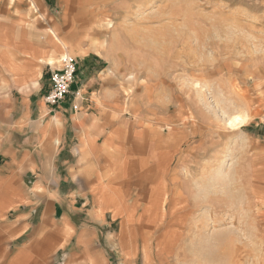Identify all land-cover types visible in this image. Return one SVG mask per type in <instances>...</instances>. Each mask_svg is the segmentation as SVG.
<instances>
[{
  "label": "rangeland",
  "instance_id": "obj_1",
  "mask_svg": "<svg viewBox=\"0 0 264 264\" xmlns=\"http://www.w3.org/2000/svg\"><path fill=\"white\" fill-rule=\"evenodd\" d=\"M47 3L29 5L68 48L55 61L107 56L127 113L161 135L163 169L147 180L163 179V203L137 233L112 229L113 264H264V0ZM246 103L253 121L225 126Z\"/></svg>",
  "mask_w": 264,
  "mask_h": 264
},
{
  "label": "crops",
  "instance_id": "obj_2",
  "mask_svg": "<svg viewBox=\"0 0 264 264\" xmlns=\"http://www.w3.org/2000/svg\"><path fill=\"white\" fill-rule=\"evenodd\" d=\"M27 2L0 0V251L9 264H113L112 229L137 233L163 203V179L147 180L163 169L161 135L127 113L101 53L76 56L70 94L48 105L50 66L68 48Z\"/></svg>",
  "mask_w": 264,
  "mask_h": 264
},
{
  "label": "built area",
  "instance_id": "obj_3",
  "mask_svg": "<svg viewBox=\"0 0 264 264\" xmlns=\"http://www.w3.org/2000/svg\"><path fill=\"white\" fill-rule=\"evenodd\" d=\"M51 68V88L45 96V102L51 106L61 104L71 92V87L75 83L78 71V60L75 57L65 55L60 59L57 67ZM79 92L75 95L78 96ZM76 109V107H75Z\"/></svg>",
  "mask_w": 264,
  "mask_h": 264
},
{
  "label": "bare ground",
  "instance_id": "obj_4",
  "mask_svg": "<svg viewBox=\"0 0 264 264\" xmlns=\"http://www.w3.org/2000/svg\"><path fill=\"white\" fill-rule=\"evenodd\" d=\"M108 26L110 27L111 24H109ZM111 28H112V26H111ZM99 33L100 34H98V32H96V34H98L100 37H102V33L101 32H99ZM91 35H94V34L91 33ZM53 37H55V36H53ZM250 107H251V105L246 103L245 106H243V107L240 106V108H238V110L234 109L237 112L232 113L228 117V119L225 122L226 123L225 126H227L231 130L236 131V130H242L244 127H246L248 124H250L251 121H253V119L255 118V114L250 112Z\"/></svg>",
  "mask_w": 264,
  "mask_h": 264
}]
</instances>
